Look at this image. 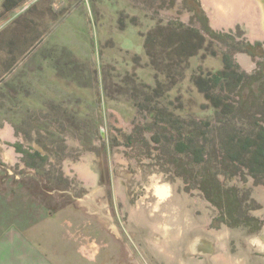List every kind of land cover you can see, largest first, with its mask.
Returning <instances> with one entry per match:
<instances>
[{
  "label": "rangeland",
  "instance_id": "obj_1",
  "mask_svg": "<svg viewBox=\"0 0 264 264\" xmlns=\"http://www.w3.org/2000/svg\"><path fill=\"white\" fill-rule=\"evenodd\" d=\"M3 2L0 240L21 264H150L118 211L116 146L203 195L209 228L264 230L261 40L214 29L200 0Z\"/></svg>",
  "mask_w": 264,
  "mask_h": 264
},
{
  "label": "water",
  "instance_id": "obj_2",
  "mask_svg": "<svg viewBox=\"0 0 264 264\" xmlns=\"http://www.w3.org/2000/svg\"><path fill=\"white\" fill-rule=\"evenodd\" d=\"M200 1L214 29L264 49V0ZM111 162L120 217L150 264H264V230L209 228L216 209L184 193L171 172L146 167L123 146Z\"/></svg>",
  "mask_w": 264,
  "mask_h": 264
},
{
  "label": "crops",
  "instance_id": "obj_3",
  "mask_svg": "<svg viewBox=\"0 0 264 264\" xmlns=\"http://www.w3.org/2000/svg\"><path fill=\"white\" fill-rule=\"evenodd\" d=\"M15 241L16 240L12 237L5 238V240H0V264H21V252H16L15 250L11 249L8 250L6 247V243L9 245H14ZM12 257H15V259Z\"/></svg>",
  "mask_w": 264,
  "mask_h": 264
},
{
  "label": "trees",
  "instance_id": "obj_4",
  "mask_svg": "<svg viewBox=\"0 0 264 264\" xmlns=\"http://www.w3.org/2000/svg\"><path fill=\"white\" fill-rule=\"evenodd\" d=\"M11 2L10 0H4L3 2V7L7 8L9 6H11ZM222 71H219L215 74L214 78H216V80H219L220 77L222 75ZM255 125H257L255 128H256V131H259L262 127H258V123L255 121L254 122ZM259 128V130H258ZM249 135V134H247ZM250 137V136H249ZM257 147L255 149V151L253 150V158L257 161V162H262L264 163V137H260L258 136L257 138Z\"/></svg>",
  "mask_w": 264,
  "mask_h": 264
},
{
  "label": "bare ground",
  "instance_id": "obj_5",
  "mask_svg": "<svg viewBox=\"0 0 264 264\" xmlns=\"http://www.w3.org/2000/svg\"><path fill=\"white\" fill-rule=\"evenodd\" d=\"M241 57V56H240ZM243 57H241V59H242ZM246 58V57H245ZM247 61V60H246ZM251 66V65H250ZM10 133V132H9ZM10 153V152H9ZM8 156V155H7ZM87 183H89L90 185H93V186H96V181H95V179H93V177L92 178H90V180H88L87 181ZM82 249H84L83 247H82ZM80 252H81V249H80ZM83 252H85V251H83ZM90 255H85V257H89Z\"/></svg>",
  "mask_w": 264,
  "mask_h": 264
}]
</instances>
